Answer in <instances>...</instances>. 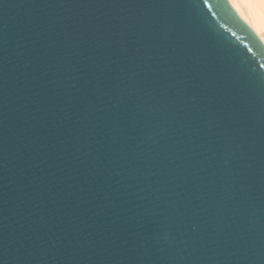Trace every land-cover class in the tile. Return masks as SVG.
Wrapping results in <instances>:
<instances>
[{
	"label": "water",
	"instance_id": "1",
	"mask_svg": "<svg viewBox=\"0 0 264 264\" xmlns=\"http://www.w3.org/2000/svg\"><path fill=\"white\" fill-rule=\"evenodd\" d=\"M0 264H264V42L228 0H0Z\"/></svg>",
	"mask_w": 264,
	"mask_h": 264
},
{
	"label": "bare ground",
	"instance_id": "2",
	"mask_svg": "<svg viewBox=\"0 0 264 264\" xmlns=\"http://www.w3.org/2000/svg\"><path fill=\"white\" fill-rule=\"evenodd\" d=\"M264 42V0H228Z\"/></svg>",
	"mask_w": 264,
	"mask_h": 264
}]
</instances>
